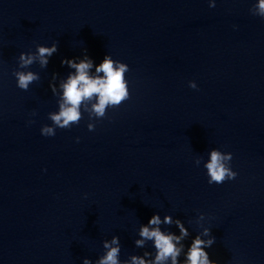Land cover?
Listing matches in <instances>:
<instances>
[{
	"label": "clouds",
	"instance_id": "1",
	"mask_svg": "<svg viewBox=\"0 0 264 264\" xmlns=\"http://www.w3.org/2000/svg\"><path fill=\"white\" fill-rule=\"evenodd\" d=\"M214 6L215 3L210 2V7ZM250 11L253 15L264 18V0H258ZM56 51L57 43H53L51 47L38 46L37 55L41 66H46L48 63L47 57L52 56ZM35 59V56H26L23 52L20 53V67L32 64ZM62 62L75 68L76 75L70 76L67 82L62 85L63 102L60 103L58 113L49 114V119L52 121L53 126L45 125L41 128V134L44 136H54L56 128L67 129L71 128L74 124H78L82 118L80 106L85 100H91L93 97H96L97 102L92 105L91 113L99 119L105 117L108 106L118 107L129 98L128 84L124 78V74L129 71L127 64L118 61L114 62L110 56L106 55L103 62L96 68L97 73L102 72L104 74L103 77H90L87 71L92 67L90 59L85 58L79 63H75L73 60ZM14 75L17 78V86L22 90H28L29 85L39 79L32 72L24 73L17 71L14 72ZM189 87L195 89L197 85L194 81H190ZM87 127L92 131L95 125L89 123ZM231 160L232 154L230 152H222L218 149L210 151V158L204 164L209 177V184H222L225 180L236 178L237 173L230 167ZM195 164L197 166L200 165L199 158L196 159ZM165 222L170 223L171 218L165 217ZM148 223L150 225H158L160 219L158 216H153ZM177 225L180 227L181 236L165 235L159 228L150 229L146 226L141 228L139 233L141 237L147 240H154V247L157 250L155 264H161V262L166 261L169 257L172 260V264H177L180 249L177 248L173 241L179 242L183 236L187 235V230L180 221H177ZM208 233L209 230L205 229L204 234L207 235ZM118 242L119 238L114 236L112 244H118ZM214 242V237L204 241L197 236L188 251V264H216L215 261L209 259L208 253L204 251L205 247H211ZM135 243L138 247L143 246V240H137ZM104 247L109 248V251L99 261V264H118L119 247H110L107 242L104 243ZM132 261L133 264H145L143 259L135 256L132 257ZM84 264H90V262L85 260Z\"/></svg>",
	"mask_w": 264,
	"mask_h": 264
}]
</instances>
